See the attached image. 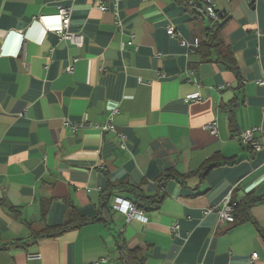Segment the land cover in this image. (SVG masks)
Instances as JSON below:
<instances>
[{"label":"crops","instance_id":"1","mask_svg":"<svg viewBox=\"0 0 264 264\" xmlns=\"http://www.w3.org/2000/svg\"><path fill=\"white\" fill-rule=\"evenodd\" d=\"M101 2L0 0V264H264V197L236 224L212 209L264 193V133L255 152L238 138L264 130V0H214L239 88L182 44L190 16L176 0ZM60 7L80 44L49 28ZM169 170L187 176L164 182L145 220L114 209L155 196ZM68 203L83 225L33 235L62 223Z\"/></svg>","mask_w":264,"mask_h":264},{"label":"trees","instance_id":"2","mask_svg":"<svg viewBox=\"0 0 264 264\" xmlns=\"http://www.w3.org/2000/svg\"><path fill=\"white\" fill-rule=\"evenodd\" d=\"M178 4L182 5L185 11L189 14V24L191 27V36L193 38L198 39V44L192 51L199 57L200 62L205 61H213L223 63L228 69H231L238 80V88L242 86V81L240 78L239 69L234 61V57L230 48L224 44L221 31L223 28L222 22V14H219L216 10L215 12L218 14V19L214 20L209 17L205 10L204 6L206 4L205 0H176ZM191 50V49H190ZM208 168V165L203 166V170ZM187 175H178L174 170L165 171L158 176V192L153 197H144L139 196L141 200V204L137 207L142 211H150L159 209L164 197V182L169 178H184ZM114 186L111 187L109 184L108 190H112ZM110 192V191H109ZM109 195V194H108ZM264 197V193L255 196L251 192L246 194V196L240 200L235 201V210L233 213V222L231 224H236L240 221L241 213L244 214L247 208L250 205L256 203ZM48 206L41 207V221H44L46 210ZM65 217L62 223L54 226H47L46 224L39 230H34V236L43 238H51L55 237L67 230L78 228L83 225L86 221V218L80 216L76 210V207L71 203H68L66 206ZM27 225H30V222H25ZM260 234L264 238V230H260ZM122 248V247H120ZM132 252H136L132 250ZM142 260L139 261L138 264L141 263ZM126 264V263H124Z\"/></svg>","mask_w":264,"mask_h":264},{"label":"built area","instance_id":"3","mask_svg":"<svg viewBox=\"0 0 264 264\" xmlns=\"http://www.w3.org/2000/svg\"><path fill=\"white\" fill-rule=\"evenodd\" d=\"M119 0H113L114 7L117 5V2ZM229 1V0H228ZM247 2L253 3L256 0H246ZM98 7L100 10H105V6L102 4L101 0H97ZM206 4L204 6V10L206 14L213 18L214 20L218 19V14L214 10V0H205ZM56 19V24L52 27H49L51 30H55L57 33L61 35L63 39L69 40L75 44H80L81 42V36L75 33H71L67 30L69 20H70V9L67 7H60L58 8V11L53 16ZM166 32L171 37H176L177 34L174 31L173 27H167ZM183 45L190 48L191 50L195 49V47L198 44V39L193 38L192 40H185L182 42ZM68 72H71V67L67 68ZM258 84L264 85V79L258 80ZM199 99V94L197 92L189 94L186 96V100L193 101ZM73 130L76 131L77 125L72 126ZM207 130L211 134L217 133V123L216 121L209 122L206 125ZM103 130H113V124L111 122V118H109V121L103 125ZM260 131L261 133H264V130L257 129V128H251L244 131H241L238 133V138L241 143L244 145L249 146L252 152H255L260 149L261 145L254 139V132ZM121 147H124V143L120 144ZM114 209L122 214H124L127 218V220L131 218H138L139 220H145V217L143 215V212L136 208L131 202L117 198L114 203ZM212 209H216L219 216V222L220 223H231L233 222V213L235 210V201L232 199L231 195L225 196L222 200L221 206H213ZM212 209L206 210V213L211 211ZM175 228V225L173 226ZM257 254L253 252L251 254V259H255ZM30 259H39V254H32L28 256Z\"/></svg>","mask_w":264,"mask_h":264}]
</instances>
